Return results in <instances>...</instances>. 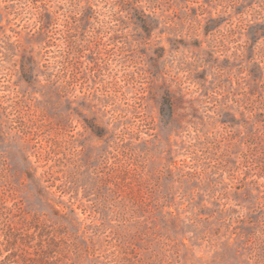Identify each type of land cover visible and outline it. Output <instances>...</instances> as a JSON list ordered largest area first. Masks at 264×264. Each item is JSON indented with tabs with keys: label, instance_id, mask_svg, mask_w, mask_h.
Masks as SVG:
<instances>
[{
	"label": "rangeland",
	"instance_id": "374dc122",
	"mask_svg": "<svg viewBox=\"0 0 264 264\" xmlns=\"http://www.w3.org/2000/svg\"><path fill=\"white\" fill-rule=\"evenodd\" d=\"M0 264H264V0H0Z\"/></svg>",
	"mask_w": 264,
	"mask_h": 264
},
{
	"label": "trees",
	"instance_id": "16d2710c",
	"mask_svg": "<svg viewBox=\"0 0 264 264\" xmlns=\"http://www.w3.org/2000/svg\"><path fill=\"white\" fill-rule=\"evenodd\" d=\"M23 253H24V256H27V254L29 253V251H27V250L25 249V251H24ZM16 263H17V261H16Z\"/></svg>",
	"mask_w": 264,
	"mask_h": 264
}]
</instances>
